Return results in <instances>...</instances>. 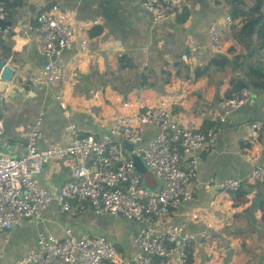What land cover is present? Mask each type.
Wrapping results in <instances>:
<instances>
[{
    "label": "crops",
    "instance_id": "0c3cea01",
    "mask_svg": "<svg viewBox=\"0 0 264 264\" xmlns=\"http://www.w3.org/2000/svg\"><path fill=\"white\" fill-rule=\"evenodd\" d=\"M7 2V19L13 26L8 39L0 34V58L11 60L26 79L48 61L38 42L37 16L42 10L58 5L62 18L74 27L75 42L59 56L65 67L63 79L50 86L32 84L28 90L22 88L14 94L2 121L0 152L21 156L27 145L26 132L40 117L48 141L66 144L70 137L66 127L71 124L83 136L102 138L140 101L156 105L180 91L181 78H189L187 96L179 108L181 122L191 128L216 127L218 132L212 149L197 153L199 171L191 184L194 198L183 202L165 225L177 223L188 231L206 233L205 238L190 246L194 264H222L229 248L234 249L230 264H256L257 257L264 259V230L260 229L264 223V187L249 178L252 166L264 163V131L256 145L248 144L249 123L264 120V91L224 116L221 103L236 71L212 65L200 76L196 74L197 70L204 71L218 54L231 57L229 48L233 41L229 31L222 34L219 52H213L208 39L210 23L230 13L228 2L185 0V20L177 16L161 23L153 21L142 7V0ZM81 40L87 41L86 51L79 48ZM183 55L188 56L187 61ZM122 58L123 64L131 60L134 67L122 69ZM180 67L183 71L178 76ZM142 73L147 75L145 81ZM58 96L69 105L68 117L63 114ZM141 130L145 141L155 134L146 126ZM42 146L47 145L42 142ZM73 162L71 157L52 160L40 176L43 186L58 193L69 180ZM142 174L149 188L161 189L153 175ZM227 178L242 179V188L234 192L221 190L219 184ZM192 213L200 214V219H193ZM148 226L110 214L100 216L89 207L73 215L52 202L40 220L26 218L10 231L0 233V249L4 251L0 264H15L35 250L42 233L60 238L69 232L103 235L114 241L124 255L132 257L136 251L135 236Z\"/></svg>",
    "mask_w": 264,
    "mask_h": 264
},
{
    "label": "built area",
    "instance_id": "2783aa9c",
    "mask_svg": "<svg viewBox=\"0 0 264 264\" xmlns=\"http://www.w3.org/2000/svg\"><path fill=\"white\" fill-rule=\"evenodd\" d=\"M142 7L155 23H161L183 13L186 2L142 0ZM8 12L7 0H0V19L7 18ZM233 22L228 13L210 23L208 39L213 52L221 51L222 34L231 30ZM37 23L40 50L48 61L27 79L33 85L50 86L64 77L65 67L59 56L75 42V30L62 18L58 5L42 10ZM0 34L8 39L9 29L0 30ZM78 45L82 51L87 50L86 40L79 41ZM182 58L188 60L187 55ZM179 82L181 89L177 94L162 98L156 105L140 101L136 109L125 113L102 138L83 136L71 124L66 127L70 136L66 144L48 141L41 129L40 117L26 132L27 145L21 156L0 152V233L10 231L26 218L40 220L52 202L73 215L89 207L100 216L110 214L149 225L135 236L136 251L132 257L124 255L114 241L103 235L69 232L60 238L42 233L38 247L15 264H194L190 246L205 238L206 233L188 231L177 223L165 225V221L177 213L183 202L194 198L191 184L197 180L199 171L197 153L212 149L218 129L183 125L179 108L187 96L185 88L191 79L184 77ZM253 98L255 92L251 87L225 97L221 103L223 115H229ZM58 99L63 114L68 117L69 105L61 96ZM142 126L155 131L149 140H144ZM262 130L264 120L253 121L249 124V138L257 142ZM3 133L0 121V135ZM126 141L133 145L132 151L123 146ZM42 142L47 146H42ZM134 156L142 160L146 170L161 184V189L146 185ZM67 157L74 159L69 180L58 193H51L41 183L40 176L52 160ZM249 178L253 184L264 186V163H255ZM242 186L243 181L238 178H227L219 184L221 190L230 192ZM200 217L192 213L193 219ZM3 257L4 251L0 249V260Z\"/></svg>",
    "mask_w": 264,
    "mask_h": 264
},
{
    "label": "trees",
    "instance_id": "16d2710c",
    "mask_svg": "<svg viewBox=\"0 0 264 264\" xmlns=\"http://www.w3.org/2000/svg\"><path fill=\"white\" fill-rule=\"evenodd\" d=\"M231 6V15L233 25L229 31V36L233 41L229 51L231 57L224 54H218L213 57L204 71H196L200 76L212 65L218 69L231 67L237 75L231 80V87L227 91L226 97H231L234 93L240 92L244 87H251L255 93L264 91V0H226ZM12 4L11 6H13ZM10 12V11H9ZM8 12V15H9ZM182 20L187 18L185 11L178 15ZM258 54V58L257 57ZM263 54V55H262ZM121 59V68H133L134 63ZM181 65V63L179 64ZM185 69V67H184ZM177 75H182L183 69L177 68ZM189 72V68H186ZM147 78L146 73H142V81ZM171 75L168 78L170 81ZM264 131V130H263ZM262 186L261 184H256ZM264 187V186H263ZM240 192V191H239ZM244 194V192H242ZM264 204V201H263ZM264 221V214H263ZM264 230V223L261 228Z\"/></svg>",
    "mask_w": 264,
    "mask_h": 264
},
{
    "label": "water",
    "instance_id": "95a60500",
    "mask_svg": "<svg viewBox=\"0 0 264 264\" xmlns=\"http://www.w3.org/2000/svg\"><path fill=\"white\" fill-rule=\"evenodd\" d=\"M13 26V22L7 18L0 19V30L3 32L5 29H10ZM55 59V57H54ZM12 61L7 58H0V121L6 119V112L8 111V104L11 103L12 98H15L14 94L18 93L25 88L28 90L32 85L31 81L26 79L22 70L17 69L13 66ZM1 82H6L2 84ZM8 93V95H6ZM123 146L132 151L133 145L129 142H124ZM134 162L137 170L141 173H146V176L152 175L146 170V167L142 160L134 156ZM234 256V249L229 248L226 251V255L223 259L222 264H230Z\"/></svg>",
    "mask_w": 264,
    "mask_h": 264
},
{
    "label": "rangeland",
    "instance_id": "374dc122",
    "mask_svg": "<svg viewBox=\"0 0 264 264\" xmlns=\"http://www.w3.org/2000/svg\"><path fill=\"white\" fill-rule=\"evenodd\" d=\"M223 35H224V33H223ZM226 75H227V74H225L224 77H226ZM249 124H252V122L249 123ZM261 132H263V130H262ZM260 135H261V133H260ZM257 141H258V140H257ZM248 144L256 145L257 143H255V140H254V139H250V141H249V139H248ZM124 152H125V154H127L126 151H124ZM8 155L15 157L14 155H11V154H8ZM255 261H256V264H264V259H261V258H259V257H257V258L255 259Z\"/></svg>",
    "mask_w": 264,
    "mask_h": 264
}]
</instances>
